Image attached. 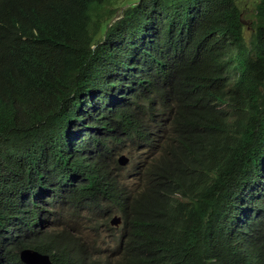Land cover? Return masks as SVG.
Here are the masks:
<instances>
[{
	"label": "trees",
	"instance_id": "1",
	"mask_svg": "<svg viewBox=\"0 0 264 264\" xmlns=\"http://www.w3.org/2000/svg\"><path fill=\"white\" fill-rule=\"evenodd\" d=\"M118 1L0 0V230L10 216L23 228L0 249L26 246L28 227L36 234L28 218L17 223L26 206L8 195L3 172L15 155L36 171L45 144L55 154L71 122L89 127L86 100L97 130L101 117L107 129L147 141V130L157 131L148 123L168 121L140 191L115 208L122 223L106 262L201 264L206 251L221 250L207 244L210 206L219 210L245 174L264 173V0H120L112 22ZM50 174L39 175L46 188L56 181L71 192L66 176ZM74 192L81 200L91 188ZM87 260L102 264L83 255L78 264Z\"/></svg>",
	"mask_w": 264,
	"mask_h": 264
},
{
	"label": "clouds",
	"instance_id": "2",
	"mask_svg": "<svg viewBox=\"0 0 264 264\" xmlns=\"http://www.w3.org/2000/svg\"><path fill=\"white\" fill-rule=\"evenodd\" d=\"M116 17L112 22L117 20ZM47 92L51 91L47 89ZM97 105L101 111L107 108L103 104ZM80 110L83 122L90 126L84 127L79 120L71 122V127L56 139L55 154L48 147L50 145L45 144L44 149L48 152L42 155L45 160L42 159L41 163L37 161L36 171L32 164L28 166L25 158L15 155L9 169L3 172L12 178L8 195L19 194L16 197L18 207L26 206L21 219L18 213L21 211L17 212V223L28 218L33 222L36 234L32 235V229L28 227L27 245L17 252L8 253L1 247L0 264H78L82 255L102 264H116L117 257H112L111 263L106 262L111 255L110 249L116 246L118 232L113 228L120 227L122 223V215L115 213V208L120 209L133 193L140 191V177L157 153L168 121L160 115V126L158 121L148 123L149 129L157 131L147 130L146 141L140 134H130L117 127L107 129L102 125L106 119L101 117V128L94 129L96 115L91 116L86 100H83ZM35 172L36 178L33 177ZM43 173L66 176L64 178L68 180L71 192L56 181L46 188L45 180L39 178ZM254 176H242L244 179L232 187L228 199L221 201L219 210L210 206L214 219L207 244L213 243V246L215 243L221 250L206 251L201 257V264H264V182L261 178L264 173L257 175L258 181L253 179ZM40 183L43 189L39 188ZM58 185L61 191L55 189ZM82 185H89L91 194L78 200L74 191ZM35 189L39 192L33 195ZM21 193H26L22 199ZM177 197L184 202L190 200L189 195L178 194ZM34 202L42 203L36 216L33 214L37 209ZM81 210L96 214L88 219L89 224L84 230H69L67 227L73 225L67 219L68 214L72 213L71 220L77 222ZM11 217L7 228L0 230V240L11 238L20 234V229L23 230L20 225V229L12 226ZM101 235H105L106 242L100 239ZM54 240L59 243L55 245Z\"/></svg>",
	"mask_w": 264,
	"mask_h": 264
},
{
	"label": "rangeland",
	"instance_id": "3",
	"mask_svg": "<svg viewBox=\"0 0 264 264\" xmlns=\"http://www.w3.org/2000/svg\"><path fill=\"white\" fill-rule=\"evenodd\" d=\"M121 2H122V1L119 0V1L117 2V4H116V7L121 8V9L116 13V14H117L116 19L121 18V17H122V14H123L122 11H123V9H124V4H122ZM244 13L250 17V14H251V13H248L247 10L244 11ZM248 21H250V19H249ZM247 33L249 34L250 31H247ZM95 214H96V213H93V212H87V211H85V210H81L80 213L78 214V217H79L80 220L77 221V222H74V221L71 220L72 213H69L67 219H68L69 223H70L71 225H73V226H68L67 228H68L69 230H72V231H75V228H76L77 231L80 232V231L84 230V229L88 226V224H89L88 219H89L90 217H94ZM100 239H101L103 242H106L105 235H101V236H100ZM107 252H108V251H107Z\"/></svg>",
	"mask_w": 264,
	"mask_h": 264
}]
</instances>
